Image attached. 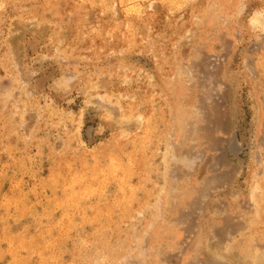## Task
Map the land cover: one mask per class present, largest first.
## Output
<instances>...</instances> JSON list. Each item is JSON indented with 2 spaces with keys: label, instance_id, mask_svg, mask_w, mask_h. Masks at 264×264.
Here are the masks:
<instances>
[{
  "label": "rangeland",
  "instance_id": "rangeland-1",
  "mask_svg": "<svg viewBox=\"0 0 264 264\" xmlns=\"http://www.w3.org/2000/svg\"><path fill=\"white\" fill-rule=\"evenodd\" d=\"M0 264H264V0H0Z\"/></svg>",
  "mask_w": 264,
  "mask_h": 264
}]
</instances>
